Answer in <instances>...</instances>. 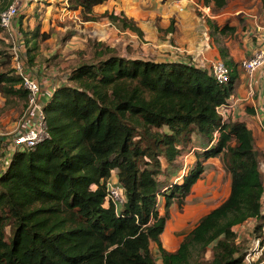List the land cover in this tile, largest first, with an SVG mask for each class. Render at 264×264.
Returning <instances> with one entry per match:
<instances>
[{
  "label": "trees",
  "instance_id": "trees-1",
  "mask_svg": "<svg viewBox=\"0 0 264 264\" xmlns=\"http://www.w3.org/2000/svg\"><path fill=\"white\" fill-rule=\"evenodd\" d=\"M66 1L87 14L107 0ZM11 2L0 0V10ZM204 2L221 7L227 0ZM108 15L122 29L142 33L123 13ZM173 29L172 19L167 30ZM114 51L104 46L98 60L69 72L68 83L56 86L44 105L48 136L32 149H14L0 173V264H157L152 241L162 264H244L234 226L256 218L261 228L264 176L258 156L264 152L245 122L223 123L217 110L234 93L237 74L230 68L229 80L220 83L193 64ZM3 54L0 92L28 97ZM193 132L201 139L194 162L169 179L181 170L178 157ZM218 155L231 174L227 197L176 250H167L160 235L171 205L183 207L205 161ZM114 169L125 193L119 211L106 203ZM210 246L206 259L202 252Z\"/></svg>",
  "mask_w": 264,
  "mask_h": 264
},
{
  "label": "rangeland",
  "instance_id": "rangeland-1",
  "mask_svg": "<svg viewBox=\"0 0 264 264\" xmlns=\"http://www.w3.org/2000/svg\"><path fill=\"white\" fill-rule=\"evenodd\" d=\"M202 1L190 0L188 4L194 8L199 25H203L202 30L206 31L209 17L205 13L206 9ZM261 1H230L223 6V14L218 22L230 27L235 25L234 32L218 33L210 26H207L208 32H204L209 33L214 43L228 44L232 50L233 47L236 48L235 53L241 54V59L236 66L240 71L245 72L247 84L248 75L242 65V59L250 58L253 52L261 47L264 32L262 28L264 26V3ZM65 2V0H17L18 15L12 28L6 29L0 26V50L4 52L3 56L6 59L10 56L12 68H16L18 60L21 59L19 57H22L26 59V68L29 72L39 77L40 80L41 78L42 80L49 79L52 83L54 82V85L67 83L69 72L82 62L98 60L99 53L101 54L104 46L114 48V52L123 57L147 59L151 58L152 48L163 50L165 47L161 44L164 43L166 47L168 44H174L175 32L171 34L168 28L164 29L159 22H155V19L151 17L154 10L161 12L164 18L174 17L175 23L179 21L178 17L182 18L179 10L174 7L179 6L183 0H158V2L157 0H107L95 5L92 12L87 14L79 8L69 7ZM125 4L130 6H124ZM219 10L217 7L210 6L209 12ZM110 13L118 16H122L123 13L128 18H132L137 26L140 17L143 22L140 26L143 29L138 27L141 28L142 33L139 34L130 28L122 29L119 22L109 18ZM87 17L91 19L87 20ZM159 18L161 19L159 16L156 17L157 20ZM182 19L180 21H185L187 18ZM195 34L201 35L200 32ZM178 35H180L178 37L181 45L187 44L192 36V34ZM204 36L206 37V34ZM158 42L160 46L157 45ZM221 48L225 51L223 45ZM27 107V97L20 94L6 97L0 92V173L7 167L14 152L12 140L28 119ZM229 122L226 115L225 123ZM163 130L169 131L167 127H163ZM139 137L137 135L136 139ZM200 140L198 133L193 132L191 140L184 145L185 151L178 157L181 170L173 171L169 179H178L176 177L194 162V151L198 149ZM258 160L260 166L264 165V155L260 154ZM116 174L117 170L114 169L112 179L117 178ZM161 178L166 180L167 176L161 174ZM230 183L231 174L225 167L222 156L218 155L205 161V170L195 188L186 198L183 207L180 208L175 203L176 208L173 210L170 208V216L163 239L161 238L163 246L167 250H175L178 241L193 229L198 220L227 197ZM160 212H164V207L160 208ZM259 222L260 220H254L252 224L248 221L245 225L235 228L236 235H239L238 238L236 236L238 240L236 242L240 253L244 256L248 250L252 249L253 237H260L262 234L261 228L259 230L256 228ZM150 249L156 263L162 264L159 261L158 247L153 241L150 243ZM202 254L210 257L211 246L209 249L206 248Z\"/></svg>",
  "mask_w": 264,
  "mask_h": 264
},
{
  "label": "crops",
  "instance_id": "crops-1",
  "mask_svg": "<svg viewBox=\"0 0 264 264\" xmlns=\"http://www.w3.org/2000/svg\"><path fill=\"white\" fill-rule=\"evenodd\" d=\"M184 1H186V3ZM188 1L190 0H183V2H181L179 6L174 7V9L179 10V14L182 16V18L183 17L184 19L187 18L185 21H180L182 18L178 17L179 21H176L175 23L173 16H172L173 18L169 19L170 16L167 18L166 17L164 18L163 14L161 12H158L157 10H154V12H152L153 16L151 17L155 19V22L156 21L159 22L161 24V27H163L164 29L168 28L171 25V20L173 19L174 21L173 30L174 31H169V33L172 34L173 32H175L173 36H176V39H175V43L168 44V47L164 46L165 45L164 43L161 44L162 47H165L163 48V50L159 48L157 49L152 48L151 58H147V59H152L155 61L183 62V63L193 64L197 67L207 69V70H209V66L212 60L222 59L226 64L228 63L229 67H231V69L233 70V73L237 74V79L235 82V89L232 95L235 97V100L237 99L238 101L236 102L235 106L233 107L231 106L228 109V112L225 115L228 116V119L230 122H233V121L245 122L246 125L253 132V135L255 137V145L260 151L264 152V68L259 69L255 73L253 94L250 95V91H249L250 89L248 88L249 86L247 84L246 77L244 74L245 72L240 71L238 67L236 66L239 59H241V54L235 53L236 48L233 47V50H232V48L228 46V44L224 45L219 42L214 43L212 41L213 39L211 40L209 33H204L206 31L208 32L207 26H210L213 28V30L217 31L218 33H221L218 31V28H221L222 26L226 24H220L218 22L219 21L218 19L221 18L223 14V9H222L223 6H225L227 3H229L232 0H227V3L225 5L221 7H217L218 9H220L219 11L211 12V13L209 12V9H210V6L216 7L214 3L211 2L209 4H205L204 0L202 1L203 4L205 5L204 7L206 9L205 13L207 17H209L207 18L208 21L206 25V31H204V29L202 30L203 25L202 26L199 25L200 23H199L198 17H196L194 13V8L190 4H188ZM65 3L67 4V1ZM124 6H130V5L125 4ZM129 16L131 17L130 14ZM158 16L161 17V19L159 18L157 20L156 17ZM214 19H216V21ZM255 21H256V17H255ZM137 24L139 27H141L140 25H143V22L141 21L140 17L138 18ZM256 25L258 24L256 23ZM141 28L143 29V27ZM262 28L264 30V26ZM153 32H155V30ZM197 32L198 33L200 32L201 35L197 36L195 34ZM178 34H181V35L184 34L185 36H189L190 34H192V36L190 37L189 42L187 44L181 45L180 38L178 37L180 35ZM205 34H206V37L204 36ZM194 35L195 37H193ZM157 45L160 46V42H158ZM222 45L225 47V51L223 48H221ZM263 47H264V32L262 33V43H261L260 48H263ZM177 48L180 50H178ZM40 81H41L42 90H43V93L40 96V100L45 105L48 99L52 96L55 87L60 84L58 83L54 85V82L52 83L49 79L42 80L41 78ZM61 84H66V83L64 82ZM34 119H35L34 113H29L28 119L25 121L24 126L20 129L18 133H22L28 127H30L33 124ZM263 164H264V161H263ZM260 172L264 176V165L260 166ZM197 183L198 181L194 184L193 189L195 188ZM159 205H160L159 206V210H160V208L163 207V201L161 198L159 199ZM176 205L177 204L173 203L170 208L173 210V208H176ZM262 213L264 215V193L262 195ZM254 220L258 221L256 218H250L244 223L238 224L236 225V227L234 226V230L236 231L235 228L241 225H245V223L248 221H251L253 224ZM261 230H262V234L260 235V237H256V238L253 237L252 243H251L253 249H255L256 246L258 245L259 252L257 253L254 252L253 257L251 259H246V260L244 259V264H264V221L262 222ZM164 231H165V228H164ZM164 231L160 235V238L162 239H163ZM248 238H251V237L248 236ZM181 241L182 240L178 241V244L175 247L176 249L179 247ZM261 249L262 251H260ZM170 251H174V250H170ZM208 258L209 256H206V259ZM159 261H161V259Z\"/></svg>",
  "mask_w": 264,
  "mask_h": 264
},
{
  "label": "built area",
  "instance_id": "built-area-1",
  "mask_svg": "<svg viewBox=\"0 0 264 264\" xmlns=\"http://www.w3.org/2000/svg\"><path fill=\"white\" fill-rule=\"evenodd\" d=\"M17 15V0H13L5 9L0 10V26L11 29ZM19 58L21 59L17 62L15 72L16 75L21 78L22 85L27 90L28 114L34 113L35 116L33 124L24 132L18 133L12 140L14 149L23 150L26 148H34L48 136V132L44 113V103L40 100V96L43 93L41 81L39 77L36 75L34 76V74L29 72L28 68H26V59L22 57ZM242 65L248 75V86L251 95L253 94L254 75L259 69L264 68V47L256 50L250 58L242 60ZM208 71L210 75L220 83L227 82L231 74L230 67L222 59L212 60ZM237 101L238 100H235V97L232 95L226 103L217 107L218 112L221 113L223 117V123H225V114H227L228 109L231 106H235ZM217 135L218 131L215 132V136ZM124 201L125 193L123 185L117 178L112 179L111 176L107 182L106 203L113 202L116 210L119 211ZM257 247L258 245L255 249L252 248L249 250L244 256V259H251L254 252H259V247ZM260 251H262V249Z\"/></svg>",
  "mask_w": 264,
  "mask_h": 264
}]
</instances>
